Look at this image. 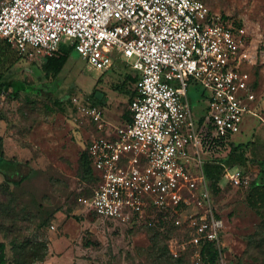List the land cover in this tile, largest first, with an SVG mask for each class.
<instances>
[{"label": "built area", "instance_id": "2783aa9c", "mask_svg": "<svg viewBox=\"0 0 264 264\" xmlns=\"http://www.w3.org/2000/svg\"><path fill=\"white\" fill-rule=\"evenodd\" d=\"M247 29L203 0H1L0 39L31 60L62 57L74 46L89 69L126 61L137 80L131 120L114 123L104 106L75 93L70 103L97 134L87 153L96 185L77 200L94 215L163 231L188 244L220 247L224 220L205 173L223 167L249 116L259 117ZM190 88L206 101L196 113Z\"/></svg>", "mask_w": 264, "mask_h": 264}, {"label": "rangeland", "instance_id": "374dc122", "mask_svg": "<svg viewBox=\"0 0 264 264\" xmlns=\"http://www.w3.org/2000/svg\"><path fill=\"white\" fill-rule=\"evenodd\" d=\"M213 11L232 16L247 29L254 64L259 117L249 116L234 136L243 143L232 169L246 182L231 184L223 176L213 204L224 220L214 264H264V187L254 181L264 169V0H203ZM5 65L13 78L0 93V136L4 154L28 162L38 174L20 185L0 173V252L6 264H209L188 244L182 232H159L94 215L77 200L96 185L84 178L82 154L97 134L89 120L73 109L75 93H103L106 116L120 123L130 115L134 87L131 66L116 58L108 69L87 67L77 52H66L57 74L45 72V61H33L12 47ZM64 58V59H63ZM190 88L196 113L206 101ZM62 99L61 106L54 98Z\"/></svg>", "mask_w": 264, "mask_h": 264}, {"label": "trees", "instance_id": "16d2710c", "mask_svg": "<svg viewBox=\"0 0 264 264\" xmlns=\"http://www.w3.org/2000/svg\"><path fill=\"white\" fill-rule=\"evenodd\" d=\"M4 41V40H3ZM5 45H0V51L4 49V47L12 48V46L7 43L6 41ZM60 49L63 53V55L66 52H69L70 50H74V46L69 44V43H61ZM62 57H57V56H52L49 57L45 60L44 68L45 72L47 74H57L60 72V70L63 67V61L61 60ZM7 59V58H6ZM5 58H2L0 56V93L3 90L4 87V82L11 80L13 78L12 72L8 68V66L5 65ZM64 59V58H63ZM128 78L133 81V83L136 82L137 80V75H128ZM131 98L133 96V90L131 92ZM92 101L96 104L102 103L104 101V96H90ZM70 101V99H69ZM54 103L56 105L61 106L62 99L60 97L54 98ZM74 109V108H73ZM126 120H131V116L129 115ZM1 136H0V173L4 176L5 180L7 183H11L14 185H20L26 180L31 179L32 177H35L38 174V170L30 166V164L26 161H20L15 158H8L3 151L2 148V141H1ZM243 143H233V148L229 156L225 159V163H231L234 160V155L238 152L240 155H244L243 152L241 151L244 145ZM81 167L82 171H84V178L90 177L93 181L96 180V176L94 175V172L92 170L91 164H90V159L88 156L87 151L82 154V159H81ZM223 172V167L220 164L217 163H208L205 166V173L206 176L211 184L212 190L214 194H217L220 191V188L217 185L218 180L220 179V176ZM254 187L256 190H258L260 187H264V169L261 170L257 176V178L254 181ZM154 229V228H151ZM156 230V229H154ZM170 230H176L174 227H169L163 231L156 230L159 232H165V231H170ZM5 248V244L3 242L0 243V252ZM200 253L204 255L205 259L209 264H214L217 260L218 256V248L214 243H207L203 245L200 248ZM0 264H6V260L4 255L0 254ZM177 264H183L182 260H178Z\"/></svg>", "mask_w": 264, "mask_h": 264}, {"label": "crops", "instance_id": "0c3cea01", "mask_svg": "<svg viewBox=\"0 0 264 264\" xmlns=\"http://www.w3.org/2000/svg\"><path fill=\"white\" fill-rule=\"evenodd\" d=\"M0 45H5V42L3 40L0 39ZM8 49H11V48H8V47H4V49L2 51H0V56H2V58H5L6 59V54L8 52ZM11 63L7 64L6 66L10 65ZM99 96H103V93H101Z\"/></svg>", "mask_w": 264, "mask_h": 264}, {"label": "water", "instance_id": "95a60500", "mask_svg": "<svg viewBox=\"0 0 264 264\" xmlns=\"http://www.w3.org/2000/svg\"><path fill=\"white\" fill-rule=\"evenodd\" d=\"M0 1H1V0H0ZM100 94H101L100 92L97 93V95H100Z\"/></svg>", "mask_w": 264, "mask_h": 264}]
</instances>
